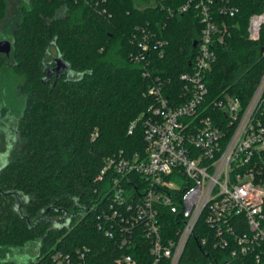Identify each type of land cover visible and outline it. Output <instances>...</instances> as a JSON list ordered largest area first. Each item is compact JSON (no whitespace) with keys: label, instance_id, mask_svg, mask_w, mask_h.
Instances as JSON below:
<instances>
[{"label":"trees","instance_id":"trees-1","mask_svg":"<svg viewBox=\"0 0 264 264\" xmlns=\"http://www.w3.org/2000/svg\"><path fill=\"white\" fill-rule=\"evenodd\" d=\"M183 1L24 4L10 52L13 70L23 76L19 90L25 103L18 129L24 143L6 163L0 153V246L22 247L41 238L30 264H55L58 253L79 264L80 252L86 264H123L119 245L99 227L105 201H99L102 186L96 176L109 155L144 148L143 119L154 101L147 94L154 76L178 85L179 74L191 69L201 31L197 9L175 15L166 11ZM226 2L237 9L234 15L219 11ZM4 7L5 0H0V22ZM263 13L264 0H216L214 16L226 31L207 74L209 99L223 90L244 102L252 96L264 75V22L256 39L250 36V24ZM51 46L68 69L55 70L57 59L46 62ZM2 60L0 55V65ZM134 121L137 126L129 133ZM196 233L198 241L190 239L181 264H225L216 260L212 238L204 245L209 256L199 246L201 237L211 232L204 233L199 225ZM227 262L264 264L243 257Z\"/></svg>","mask_w":264,"mask_h":264},{"label":"built area","instance_id":"built-area-1","mask_svg":"<svg viewBox=\"0 0 264 264\" xmlns=\"http://www.w3.org/2000/svg\"><path fill=\"white\" fill-rule=\"evenodd\" d=\"M215 3L184 0L167 6L169 15L197 9L201 31L191 69L179 74L178 85L154 76L147 92L154 101L143 119L144 148L109 155L96 176L99 201H105L99 227L119 245L123 264H181L190 239L198 241L199 225L211 232L199 246L209 256L204 245L212 238L218 263L237 257L264 261V75L246 102L228 90L209 99L207 74L226 31L214 16ZM219 9L237 11L228 2ZM259 16L251 18L254 39ZM145 74L150 76L149 70ZM78 256L79 264H86L83 252ZM54 261L76 263L59 253Z\"/></svg>","mask_w":264,"mask_h":264},{"label":"rangeland","instance_id":"rangeland-1","mask_svg":"<svg viewBox=\"0 0 264 264\" xmlns=\"http://www.w3.org/2000/svg\"><path fill=\"white\" fill-rule=\"evenodd\" d=\"M29 0H5L3 16L0 22V40L12 39L13 31L22 19L24 4ZM27 7V6H26ZM264 21V13L255 21ZM254 30V27H252ZM252 33V30L250 31ZM4 60L0 65V124L1 146L0 153L6 163L19 154L23 147V139L18 126L20 115L25 103V95L19 90L23 76L13 70V59L10 54H0ZM55 46H51L46 56V62L55 61L59 57ZM41 238L28 241L24 246L3 245L0 246V263L17 262L30 264L38 254Z\"/></svg>","mask_w":264,"mask_h":264},{"label":"water","instance_id":"water-1","mask_svg":"<svg viewBox=\"0 0 264 264\" xmlns=\"http://www.w3.org/2000/svg\"><path fill=\"white\" fill-rule=\"evenodd\" d=\"M264 22V21H262ZM197 44V41H194V46ZM12 49V41L9 39H3L0 40V53L10 54ZM57 67L55 70L60 71L61 67L66 70L69 68V65L62 59L61 56H59L56 60ZM69 221L67 220L64 224H68ZM202 249V248H201ZM203 251V249H202ZM204 252V251H203Z\"/></svg>","mask_w":264,"mask_h":264},{"label":"flooded vegetation","instance_id":"flooded-vegetation-1","mask_svg":"<svg viewBox=\"0 0 264 264\" xmlns=\"http://www.w3.org/2000/svg\"><path fill=\"white\" fill-rule=\"evenodd\" d=\"M10 40V39H9ZM55 62V61H54ZM57 67V66H56Z\"/></svg>","mask_w":264,"mask_h":264}]
</instances>
